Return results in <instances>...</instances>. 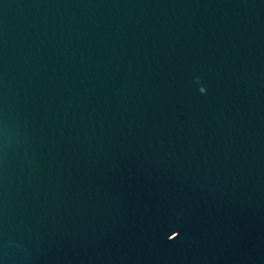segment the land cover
<instances>
[{
	"label": "water",
	"instance_id": "1",
	"mask_svg": "<svg viewBox=\"0 0 264 264\" xmlns=\"http://www.w3.org/2000/svg\"><path fill=\"white\" fill-rule=\"evenodd\" d=\"M0 264H264V0H0Z\"/></svg>",
	"mask_w": 264,
	"mask_h": 264
},
{
	"label": "clouds",
	"instance_id": "2",
	"mask_svg": "<svg viewBox=\"0 0 264 264\" xmlns=\"http://www.w3.org/2000/svg\"><path fill=\"white\" fill-rule=\"evenodd\" d=\"M197 83H199V79L198 78H197ZM198 91H199V93L201 95H203V94H205L206 89H205V87L201 86V87H199Z\"/></svg>",
	"mask_w": 264,
	"mask_h": 264
},
{
	"label": "snow or ice",
	"instance_id": "3",
	"mask_svg": "<svg viewBox=\"0 0 264 264\" xmlns=\"http://www.w3.org/2000/svg\"><path fill=\"white\" fill-rule=\"evenodd\" d=\"M176 235H177V233L174 232L172 235H170V236L168 237V239H169V240H172V239L175 238Z\"/></svg>",
	"mask_w": 264,
	"mask_h": 264
}]
</instances>
